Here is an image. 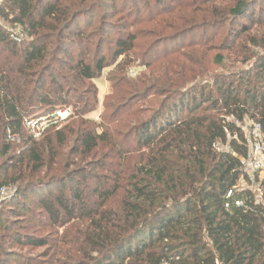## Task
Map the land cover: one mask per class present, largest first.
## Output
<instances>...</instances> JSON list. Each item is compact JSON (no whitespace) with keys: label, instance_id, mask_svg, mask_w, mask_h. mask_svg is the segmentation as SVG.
<instances>
[{"label":"trees","instance_id":"1","mask_svg":"<svg viewBox=\"0 0 264 264\" xmlns=\"http://www.w3.org/2000/svg\"><path fill=\"white\" fill-rule=\"evenodd\" d=\"M97 1L4 0L0 6V19L20 27L25 34L18 45L12 41L8 26L0 23V48L3 46L7 53L0 54V158L11 150L9 132L20 136L26 131L29 135L23 127L25 117L36 112L50 115L71 103L78 108L79 121L65 128L64 132L75 138L67 157L75 155L76 165L92 154L102 155L96 162H86L60 177L20 189L13 200L15 214L27 215L34 208L55 223L87 220L93 229L88 239L90 250L84 254L89 264H264V175L255 174L252 179L243 171L248 147L238 127L248 118L261 123L264 131V54L255 56L248 70L216 78L211 85L179 90L173 83L172 96L125 133L111 131L105 122L120 117L132 101L112 109L103 125L92 128L85 117L95 112L98 87L90 86L81 96L72 94L77 93V85L99 80L112 67L108 75L111 87L124 85L125 77L120 74L125 72V60L137 49L138 35L130 28L141 22V15L152 14L153 0H110V8L121 6L120 14L125 16L120 20L125 23L111 27L117 33L107 47L104 36L111 37V28L101 22L90 31L96 10L106 4V0H99V7ZM154 1L165 7L161 5L166 0ZM263 1H237L230 11L235 24L243 19L259 28L264 26V11L255 15ZM77 6L87 7L73 10ZM172 12L169 9L166 15ZM81 18L91 22L80 27ZM240 26L238 40L243 38L254 47L264 48V35L250 36ZM154 51L151 46L138 55L142 60L138 69L154 65ZM175 53L167 52L164 58ZM56 66L71 73L70 78ZM167 70L163 66L156 71L163 75L144 83L141 96L158 92ZM186 71L182 68L176 73L178 81L185 80ZM142 75L143 71L131 78L127 72L131 81ZM211 111H217L216 115H210ZM55 135L61 139V129ZM49 140L53 148L54 141ZM27 141L37 142L30 135ZM66 141L62 139L60 144ZM217 143L228 150L216 151ZM133 154L142 155L139 165L123 180L121 207L107 209L118 192L116 186H121L118 169H124V160ZM34 158L42 166L41 155L34 154ZM50 158L59 169L71 166L68 162L54 163L59 158V162L65 161L62 153L50 154ZM107 173L115 174L114 188L104 181L109 178ZM241 182L248 187H241ZM6 184L8 178L2 175L0 190ZM240 202L244 207L238 206ZM4 228L0 219V229ZM23 241L37 248L49 245L41 238L25 237L19 242Z\"/></svg>","mask_w":264,"mask_h":264},{"label":"rangeland","instance_id":"2","mask_svg":"<svg viewBox=\"0 0 264 264\" xmlns=\"http://www.w3.org/2000/svg\"><path fill=\"white\" fill-rule=\"evenodd\" d=\"M3 1L0 0V6ZM95 1L90 0L89 4ZM237 1L239 0H177V2L166 0V3L163 2L161 5L165 7L161 8L153 0L150 7L152 14L150 13L149 16L141 15V22L135 23L134 27L130 28L131 31L137 33L138 39L136 42L137 49L126 58L125 72L120 74L124 75L128 83L125 82L119 88H112L108 81V75L114 69L112 67L104 71L99 81L95 80L94 82H86L83 86H76L77 93L73 92L72 94L76 97L83 95L86 89L92 85L99 89L95 112L85 117L90 120L89 123L91 124L88 125L92 128L100 124L103 125L104 118L110 117L114 108L132 101L131 107L126 109L120 117L105 122L111 131L125 133L133 125L149 118L160 107L164 99L172 96L174 93L173 83L179 85V90H187L195 86L211 85L216 78H224L248 70L254 63V57L264 54V48L254 47L243 38L238 40L237 37L242 35L240 25L248 30V35L254 37L264 35V26L259 28L256 23H249L243 19L235 24L230 11L235 7ZM97 2L100 7L99 0ZM109 6L110 0H106V4L96 10L90 31H95L101 22L105 23L107 29L118 28L125 23V20H120L121 17L125 16V13L120 14L121 6L115 9ZM262 6L264 7V1L261 2V9L260 6L256 8L255 15L263 13L264 8ZM84 7L77 6L73 10H81ZM169 9L173 12L168 16L166 13ZM80 22V27H86V22L91 21L81 18ZM129 22L132 23L131 20ZM0 23L12 28L2 19H0ZM113 28H111V37L104 36L105 47L109 46L111 41L115 39L117 30L113 31ZM151 46L155 47L156 60L154 59V65L150 69H138V64L142 61L138 55L141 53L142 56ZM4 50L1 46L0 54L6 56L7 53ZM174 51H176L175 54L164 58L165 53ZM104 53L108 54L107 49ZM163 66L168 67V70L165 77L163 76V81L159 83L158 92H154L147 98L141 96L146 86L144 83L149 84V79L163 75L162 71L156 72L160 71ZM56 67L58 71L70 78L71 73ZM134 68L138 70V73L143 71V75L139 79L131 81L127 77V72ZM182 68L187 69L185 80L178 81L179 75L176 73ZM165 81L167 82L166 86H164ZM101 87L103 91H101ZM100 91L101 93L105 92V94L102 96ZM110 105L114 107H110ZM70 108L72 109L71 117L61 125L63 134L61 139H56L55 132L57 129L51 128L37 142H28L29 135L23 131L19 136L21 142L11 143L10 152L0 158V177L5 175L8 178V184L0 190V219H2V225L7 227L0 229V264H89L85 260L84 254L90 250L88 239L93 229L90 228L87 220L67 222L68 219H65L61 223H55L44 213L34 208L29 214L26 213L27 215L21 214V212L15 214L14 212L16 206L13 200L20 189L25 190L35 183L47 182L53 177H60L83 164L85 165L86 162H96L101 159V154L98 156L92 154L83 164L77 163L75 165L74 162H77L75 155L67 157L69 149L75 145V138L64 131L66 127H71L72 124L79 121L78 108H75L73 103L70 104ZM40 113L42 112H36L34 115ZM216 113L217 111H211L210 115H216ZM97 132H101L100 127L97 128ZM49 139L54 141L53 148L49 146ZM62 139H67L63 146L60 144ZM37 153L42 157V166L34 160V154ZM55 153L66 155L64 162H59L61 161L59 158L58 161L55 160V164L62 165L63 163L64 165L68 162V165L71 166H68L67 169H59L56 167L57 165L53 166L50 154L53 156ZM141 155H130L123 162L125 168L118 169L122 173L120 177L122 181L119 182L121 186H116L119 187L118 192L108 203L107 209L116 211L121 207L124 194L123 180L131 175L135 166L139 165ZM21 160L22 162L19 163ZM15 164L19 167H13ZM114 164L116 161L113 162ZM4 172L6 173L4 174ZM106 175L109 178L104 181L108 187L114 188L116 185L115 174L107 173ZM248 185L246 182L240 183L241 187H248ZM251 189L259 194L257 186L252 185ZM37 198L36 196L35 199ZM25 237L45 239L49 245L37 248L26 245L24 241L19 242Z\"/></svg>","mask_w":264,"mask_h":264},{"label":"built area","instance_id":"3","mask_svg":"<svg viewBox=\"0 0 264 264\" xmlns=\"http://www.w3.org/2000/svg\"><path fill=\"white\" fill-rule=\"evenodd\" d=\"M3 25V24H2ZM7 28L12 41L18 45L25 40V34L20 27ZM136 68L129 71V77L136 78L138 76ZM72 115L70 107L58 109L50 115H34L33 117H25L23 119V127L28 131L34 140H40L51 128L61 129V125L66 122ZM244 141L248 147V156L242 160L243 171L253 179L255 174L264 175V131L261 123L246 118L243 123L238 124ZM236 138V137H235ZM8 141L10 143H20L17 135L9 132ZM218 152L228 150L227 146L221 143L215 144ZM231 193L229 194V196ZM239 207H244V203H238Z\"/></svg>","mask_w":264,"mask_h":264},{"label":"crops","instance_id":"4","mask_svg":"<svg viewBox=\"0 0 264 264\" xmlns=\"http://www.w3.org/2000/svg\"><path fill=\"white\" fill-rule=\"evenodd\" d=\"M96 81H99V80H96ZM105 82H106V81H105ZM101 91H103V90H102V87H101ZM101 91H100V93H101ZM101 94H102V96H103V95L105 94V92H104V93H101ZM101 94H100V95H101Z\"/></svg>","mask_w":264,"mask_h":264}]
</instances>
